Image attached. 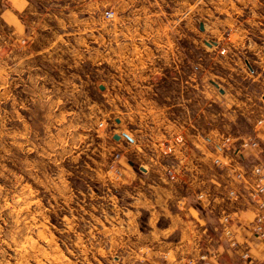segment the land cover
<instances>
[{
	"label": "rangeland",
	"instance_id": "obj_1",
	"mask_svg": "<svg viewBox=\"0 0 264 264\" xmlns=\"http://www.w3.org/2000/svg\"><path fill=\"white\" fill-rule=\"evenodd\" d=\"M262 119L264 0H0V264H155L130 184Z\"/></svg>",
	"mask_w": 264,
	"mask_h": 264
},
{
	"label": "crops",
	"instance_id": "obj_2",
	"mask_svg": "<svg viewBox=\"0 0 264 264\" xmlns=\"http://www.w3.org/2000/svg\"><path fill=\"white\" fill-rule=\"evenodd\" d=\"M219 91L224 92V89ZM258 124L261 127L250 138L257 139L260 146L249 152V149H242L234 157L229 156L230 160H238L242 167L264 163V119ZM190 144L179 145L180 150L175 152L176 163L182 174L187 176L189 172L196 176V181L197 176L206 174L205 179L199 180L200 186H197L198 182L177 186L175 178L168 175V166L164 165H160L156 179L154 169H148L143 173L145 177L138 178L144 183L129 186L139 208L147 214L144 231H139L138 216L134 219L138 231L143 234L144 247L148 245L147 254L151 258L154 256L155 264H264V240L249 228L258 208L246 188L235 181L228 186H214L215 174L211 171L214 158L209 159L210 172L209 169L204 172L203 167H199L201 156L195 153L196 148H190ZM134 175L135 181L137 175ZM181 178L184 177L181 175ZM229 189L238 192L236 199L228 197ZM200 192L207 196L201 203L197 201ZM224 214L233 218L231 234L223 232L221 216ZM232 241L236 242V247L231 245ZM244 251L249 258L242 257Z\"/></svg>",
	"mask_w": 264,
	"mask_h": 264
},
{
	"label": "built area",
	"instance_id": "obj_3",
	"mask_svg": "<svg viewBox=\"0 0 264 264\" xmlns=\"http://www.w3.org/2000/svg\"><path fill=\"white\" fill-rule=\"evenodd\" d=\"M177 142H182L183 138L178 136L176 138ZM230 138H227L226 142H229ZM260 146L259 142L255 138H248L243 141L240 147L236 150L237 153L240 151V148L251 147L253 149L258 148ZM234 163L225 164L222 159H218L217 163L221 168H229L235 176V180L238 183L245 187L249 198L252 202L257 206L258 211L250 223V230L260 238L264 240V163H258L252 165L249 168L242 167L239 164V161L232 160ZM227 168V169H228ZM227 195L230 199H236L238 197V192L234 189H229ZM206 194L204 192H200L197 195V201L203 202L206 199ZM233 223V218L229 214H224L221 216V224L223 226V232L226 234H231L230 227ZM233 247H236L237 244L235 241H232ZM243 258H249L246 251L241 254Z\"/></svg>",
	"mask_w": 264,
	"mask_h": 264
},
{
	"label": "water",
	"instance_id": "obj_4",
	"mask_svg": "<svg viewBox=\"0 0 264 264\" xmlns=\"http://www.w3.org/2000/svg\"><path fill=\"white\" fill-rule=\"evenodd\" d=\"M215 85H216V86H218V84H216V83H215ZM222 91H223V90H222ZM115 138H118V136H117V137H115Z\"/></svg>",
	"mask_w": 264,
	"mask_h": 264
}]
</instances>
